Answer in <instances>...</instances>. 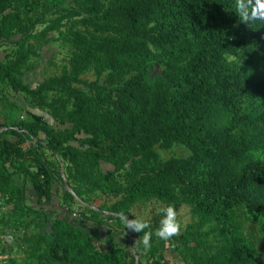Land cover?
<instances>
[{
	"label": "trees",
	"instance_id": "obj_1",
	"mask_svg": "<svg viewBox=\"0 0 264 264\" xmlns=\"http://www.w3.org/2000/svg\"><path fill=\"white\" fill-rule=\"evenodd\" d=\"M51 33L70 47L67 66L30 86L33 41ZM5 46L0 112L18 95L55 125L0 118V264H170L166 250L185 264H264V21L239 23L235 0H0ZM174 145L188 156L162 159L157 149ZM56 180L81 202L116 199L84 207L96 224L106 213L122 228L151 200L188 205L194 222L165 242L157 214L149 250L130 230L132 248L108 244L48 218ZM61 199L75 202L66 190Z\"/></svg>",
	"mask_w": 264,
	"mask_h": 264
},
{
	"label": "rangeland",
	"instance_id": "obj_2",
	"mask_svg": "<svg viewBox=\"0 0 264 264\" xmlns=\"http://www.w3.org/2000/svg\"><path fill=\"white\" fill-rule=\"evenodd\" d=\"M44 26V24L37 26L36 31H40L44 28ZM49 37L50 39L46 43L39 40L33 41L37 51L39 52V56L31 59V64L34 66V70L27 72L23 77V81L30 86L37 85L45 78L61 74L62 68L67 66V60L70 55V47L65 42V38H61L56 33H51ZM5 48L6 50L4 51H2L3 49L0 50V58L5 55V51L8 52L11 49L7 46H5ZM85 78L91 79L92 75L87 74ZM6 95L7 102L2 105L0 112V118L3 122L10 123L16 120H28L30 119V113H34L40 115L48 124L53 126L55 125L51 117L46 112L37 108H32L20 96L11 95L9 93H6ZM157 152L162 159L170 157H186L189 154V152L180 145H174L168 151L157 149ZM47 158L52 160V157L49 154L47 155ZM54 166L59 171L61 177L65 178L63 162L56 158V164ZM108 169H111L108 165H101V170L106 171ZM63 190H66L67 192L71 190L68 183L66 181L61 183L59 180L54 181L52 199L43 208L50 220L59 218L67 222H72L80 230L94 235L105 243H125L132 248L130 233L128 229H125L123 221V227L119 228L113 220L104 218L103 215H106V213L99 215V217L103 218L101 224H96L92 220L86 218L87 213L84 207L100 210L101 206L111 205L114 203L116 201L115 198L95 194L90 196V199L85 202H81L77 197H74L75 202H72L69 207L63 203L61 199ZM26 204L36 207L34 193L29 189L27 191ZM158 206H163V204L156 200H151L137 204L132 208L131 213L134 218H141L148 221L153 216L157 215L156 208ZM189 208L190 207L188 205L183 204L176 211L177 219L182 226L180 233L184 232L185 229L194 222V218ZM1 216L3 215L1 214L0 218ZM245 231L248 234L252 233L255 240L257 242H261L257 240L259 236L257 235L255 229H250L249 224L245 225ZM259 252L264 256V245L259 246ZM132 254L135 258H137V252L134 249H132ZM164 256L166 261L170 264H185L184 261L171 250H166L164 252ZM17 257H23V253L19 252Z\"/></svg>",
	"mask_w": 264,
	"mask_h": 264
},
{
	"label": "clouds",
	"instance_id": "obj_3",
	"mask_svg": "<svg viewBox=\"0 0 264 264\" xmlns=\"http://www.w3.org/2000/svg\"><path fill=\"white\" fill-rule=\"evenodd\" d=\"M235 13L239 23L250 24L256 21H264V0H235ZM156 213L161 217L159 226L156 228L154 235L156 238L165 242L171 241L172 237L179 235L181 231V223L177 219V212L172 205L158 206ZM125 229L135 233H143L135 243L142 244L147 251L151 248V240L153 232L150 229V224L141 218L129 219L123 217Z\"/></svg>",
	"mask_w": 264,
	"mask_h": 264
},
{
	"label": "water",
	"instance_id": "obj_4",
	"mask_svg": "<svg viewBox=\"0 0 264 264\" xmlns=\"http://www.w3.org/2000/svg\"><path fill=\"white\" fill-rule=\"evenodd\" d=\"M69 192H70L74 197H76V196L74 195V193H73L71 190H69Z\"/></svg>",
	"mask_w": 264,
	"mask_h": 264
}]
</instances>
